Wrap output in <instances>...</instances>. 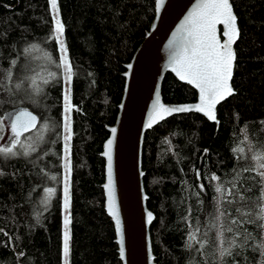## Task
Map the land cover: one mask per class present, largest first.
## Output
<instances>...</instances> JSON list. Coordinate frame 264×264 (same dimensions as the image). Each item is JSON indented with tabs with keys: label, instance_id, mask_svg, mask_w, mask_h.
Wrapping results in <instances>:
<instances>
[{
	"label": "trees",
	"instance_id": "16d2710c",
	"mask_svg": "<svg viewBox=\"0 0 264 264\" xmlns=\"http://www.w3.org/2000/svg\"><path fill=\"white\" fill-rule=\"evenodd\" d=\"M230 1L241 32L234 45L237 60L231 83L235 95L217 106V125L187 113L171 116L144 134L141 166L146 204L154 214L150 237L155 264H215L211 223L216 215L217 182L210 177L215 174L231 187L228 182L238 170L253 167L249 145L254 151L264 149V0ZM58 5L74 72L69 264H121L113 226L103 208L99 153L121 97L123 65L149 27L154 0H58ZM51 21L47 0H0V116L28 108L38 115L39 124H50L45 142L30 157H0V264L61 262V197L54 194L45 207L42 188L60 181L62 78L58 75L43 86V95H33L27 88L28 77L39 80L48 71L60 72L53 63H58L59 56ZM26 48L32 50L25 53ZM42 54L49 56L47 68L37 76L46 62L40 60ZM12 60L16 65L11 69L12 80L7 81ZM16 83L24 86L18 92ZM161 96L164 102L182 103L193 101L196 93L166 73ZM238 146L246 150L241 159L233 152ZM258 180L254 173H243L239 190L247 203L223 208L243 219L235 209L253 207ZM194 227L200 228L198 235L206 241L201 251H196L197 246L185 247ZM247 227L259 235L255 225ZM242 255L241 264H259V256L251 250Z\"/></svg>",
	"mask_w": 264,
	"mask_h": 264
},
{
	"label": "snow or ice",
	"instance_id": "6c2138e0",
	"mask_svg": "<svg viewBox=\"0 0 264 264\" xmlns=\"http://www.w3.org/2000/svg\"><path fill=\"white\" fill-rule=\"evenodd\" d=\"M52 16V39L58 45L60 53L58 63L53 62L55 67L60 70L59 74L54 71H48L46 75L38 80L35 76L28 77V90L33 95H43V86L57 80L58 75L62 78L65 85L63 92V117H62V140H63V238L62 254L64 264H69L70 256V224L72 222L70 215L71 193L70 177L72 173L71 162V141L73 138L72 118V84H73V65L68 56V49L65 46L63 37L65 34V25L61 19V12L58 0H47ZM163 4V0H156L155 8L158 12ZM223 26V41L218 35V26ZM241 32L238 27V17L234 14V8L230 0H196L195 5L184 18L183 22L173 34V40L169 42L173 48L169 65L173 73L179 80L186 82L199 92V103L192 106L168 107L161 103L160 94L157 92L152 112L149 115L146 127H152L154 122L165 119L174 113L196 112L202 113L209 121H217V105L228 97L235 95V90L231 81L233 80L234 69L236 66L237 54L234 45L240 38ZM35 47V46H32ZM32 48L24 49L29 53ZM16 61L12 60L9 69L5 74L7 81L12 80V67H15ZM7 88V85L4 86ZM16 91H20L24 86L22 83L15 84ZM11 92V89H9ZM9 126L11 137L8 146H0V157L16 158L20 155L30 157L40 149V145L45 142V134L50 131L49 122L39 124L37 116L26 110H21L9 114ZM4 119L0 118V130L4 127ZM38 130L34 141L26 142L22 138L26 133ZM116 129H112L113 135ZM31 139V138H29ZM245 140L242 143H246ZM112 140H108L105 145L104 155L107 157L108 181L104 185L107 196V212L115 221L117 235L120 236L118 243L120 255L123 257V238L121 232V222L119 211L116 205L115 187L112 179ZM245 148L238 146L233 149L237 159L244 157ZM252 152L251 159L253 167L242 168L236 172L235 177L229 181L231 187H226L221 178L215 174L210 177L211 181L217 182L215 186L216 196V215L213 218L211 227L215 229L217 260L215 264H241L244 261L242 253L248 250L259 256V264H264V149L254 151L252 146L247 148ZM243 173H254L258 177L259 195L253 202L251 209L237 207L235 209L238 219L232 213L223 208L224 204H233L234 202L247 203L248 198L242 190H239V177ZM0 175H3L0 172ZM197 179L200 173H196ZM51 179L55 180L53 176ZM250 190V189H249ZM45 201L47 207L48 201L55 194V189L51 187L44 188ZM200 191H204V185H200ZM234 197L235 199H230ZM149 223L153 220L151 212L148 213ZM225 220L228 223H225ZM247 225H255L259 235H254ZM200 228H192L187 236L185 247L196 251H201L206 246V241L200 239ZM7 235V233H4ZM207 235V233H205ZM244 264H247L245 261ZM255 264V261H253Z\"/></svg>",
	"mask_w": 264,
	"mask_h": 264
},
{
	"label": "water",
	"instance_id": "95a60500",
	"mask_svg": "<svg viewBox=\"0 0 264 264\" xmlns=\"http://www.w3.org/2000/svg\"><path fill=\"white\" fill-rule=\"evenodd\" d=\"M195 3L196 0H163L157 12L156 0H154L153 16L149 27L128 62L123 65L121 97L116 105L113 123L106 126L107 136L101 144L100 151V157L103 159V181L100 185L103 193V208L113 226V241L121 264H155L150 237L152 222L149 223L147 220L149 212L152 213L153 220L154 214L146 204L144 172L141 166L143 138L147 130L171 116L196 113H174L163 120L154 122L152 127H146L157 92L160 94L161 103L168 107L192 106L199 103L198 90L179 80L168 67L173 51L169 42L173 40V34ZM222 33L223 26L219 25L218 35L221 41L224 39ZM166 73L172 74L176 80L190 86L196 93L195 99L182 103L164 102L161 96V85ZM21 110L31 112L37 116L39 122L38 115L28 108H19L14 112ZM197 114L208 120L202 113ZM210 122L217 125L218 120ZM113 128L116 129L114 135ZM108 140L113 141L112 179L121 222L123 257L120 255L121 245L118 243L120 236L117 235L115 221L107 212V196L104 189L108 181V161L104 155Z\"/></svg>",
	"mask_w": 264,
	"mask_h": 264
},
{
	"label": "rangeland",
	"instance_id": "374dc122",
	"mask_svg": "<svg viewBox=\"0 0 264 264\" xmlns=\"http://www.w3.org/2000/svg\"><path fill=\"white\" fill-rule=\"evenodd\" d=\"M50 9V7H49ZM50 14H51V11H50ZM51 20H52V16H51ZM63 40H64V37H63ZM65 43V41H64ZM57 45V44H56ZM57 53H58V56H60V53L58 51V45H57ZM40 60H46L45 63H43V66L41 67V70L38 71L37 73V76H41L44 74V72H46V68H47V59L49 58V56L47 54H42L40 57ZM62 84H63V90H62V106H63V92H64V88H65V85L62 81ZM63 109V108H62ZM14 111H10V112H5L3 113V115L0 116V118L4 119L5 123H4V127L2 130H0V146H8V142H9V139L11 137V130H10V126H9V120H8V116L9 114L13 113ZM62 117H63V110H62ZM63 131V129H62ZM38 134V130L34 133H32L31 135H27L25 137L22 138L23 141H26V142H32L35 140L36 136ZM62 136V135H61ZM31 138V139H29ZM62 157H63V140H62ZM62 165H63V159H62ZM63 176H64V169H62V179H61V201H60V206H61V262L60 264H64V258H63V254H62V238H63V218H64V211H63ZM45 199V197H43ZM70 228V226H69ZM69 260V258H68Z\"/></svg>",
	"mask_w": 264,
	"mask_h": 264
},
{
	"label": "flooded vegetation",
	"instance_id": "af4514ba",
	"mask_svg": "<svg viewBox=\"0 0 264 264\" xmlns=\"http://www.w3.org/2000/svg\"><path fill=\"white\" fill-rule=\"evenodd\" d=\"M74 108H75V107L73 106V109H74ZM79 111H80V110H79ZM71 118H72V113H71ZM33 131H34V130H33ZM33 131H32V132H33ZM30 133H31V132H30ZM27 134H29V133H27ZM27 134H25V136H26ZM61 134H62V127H61ZM99 156H100V153H99ZM62 169H63V166H62V136H61L60 181H59V182L54 181V182L50 183L49 185L46 184V185L42 188V190H44V188H46V187L54 188V189H55V194L57 193V194H59L60 197H61ZM70 187H71V186H70ZM43 194L45 195L44 191H43Z\"/></svg>",
	"mask_w": 264,
	"mask_h": 264
}]
</instances>
